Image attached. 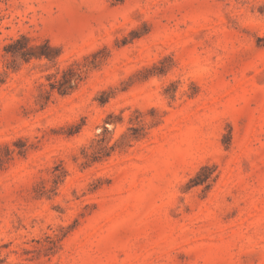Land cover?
<instances>
[{"label": "rangeland", "instance_id": "374dc122", "mask_svg": "<svg viewBox=\"0 0 264 264\" xmlns=\"http://www.w3.org/2000/svg\"><path fill=\"white\" fill-rule=\"evenodd\" d=\"M0 159V264H264V0H0Z\"/></svg>", "mask_w": 264, "mask_h": 264}, {"label": "trees", "instance_id": "16d2710c", "mask_svg": "<svg viewBox=\"0 0 264 264\" xmlns=\"http://www.w3.org/2000/svg\"><path fill=\"white\" fill-rule=\"evenodd\" d=\"M49 49L48 44H45L43 47H41V51L38 53H32L33 48L28 46V40L24 37H21L19 40H16L12 42L10 45L6 46L4 51L6 54L10 55L12 58H19L25 61L31 60V59H51L49 53H47V50ZM70 75H74L72 70L63 71L61 74V78L58 79L57 77H54L55 82L54 84L50 85L51 90H57V92L64 96L73 91L76 87V81H74V85L72 86V79L69 77ZM69 77V78H68ZM80 77L77 76V80H79ZM48 94V92H46ZM1 163V159H0Z\"/></svg>", "mask_w": 264, "mask_h": 264}]
</instances>
